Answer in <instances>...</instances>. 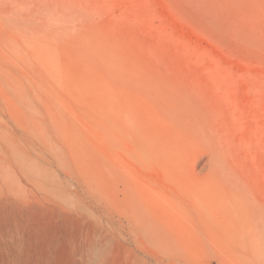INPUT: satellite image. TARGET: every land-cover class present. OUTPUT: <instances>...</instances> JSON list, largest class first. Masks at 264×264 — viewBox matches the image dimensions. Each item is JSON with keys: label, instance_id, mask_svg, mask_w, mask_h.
I'll use <instances>...</instances> for the list:
<instances>
[{"label": "rangeland", "instance_id": "1", "mask_svg": "<svg viewBox=\"0 0 264 264\" xmlns=\"http://www.w3.org/2000/svg\"><path fill=\"white\" fill-rule=\"evenodd\" d=\"M0 264H264V3L0 0Z\"/></svg>", "mask_w": 264, "mask_h": 264}, {"label": "bare ground", "instance_id": "2", "mask_svg": "<svg viewBox=\"0 0 264 264\" xmlns=\"http://www.w3.org/2000/svg\"><path fill=\"white\" fill-rule=\"evenodd\" d=\"M259 3H264V0H258ZM50 218V217H49Z\"/></svg>", "mask_w": 264, "mask_h": 264}]
</instances>
